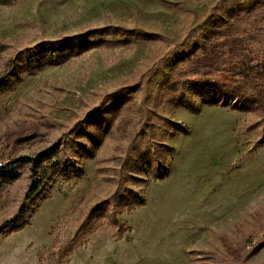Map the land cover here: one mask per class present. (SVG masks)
I'll use <instances>...</instances> for the list:
<instances>
[{
	"label": "rangeland",
	"instance_id": "obj_1",
	"mask_svg": "<svg viewBox=\"0 0 264 264\" xmlns=\"http://www.w3.org/2000/svg\"><path fill=\"white\" fill-rule=\"evenodd\" d=\"M215 1L17 0L13 7H0V39L17 46L108 23L168 38L164 43L132 40L130 49L92 50L60 65L23 74L21 83L0 102V141L7 146L15 144L14 153L30 154L58 135L63 125L74 122L76 115L103 100V94L119 88L120 82L138 80L139 75H134L143 69L151 78L142 105L139 91L131 94L136 108L143 107L146 116L157 111L187 128V134L171 136L164 122L153 118L157 124L155 140L170 145L172 152L167 157L165 176L138 186L143 190L144 205L118 214L120 223L130 228L126 233L129 241L125 237L115 240L101 221L62 264H191L189 250L210 251L216 257L203 259L196 252L195 258L203 260L201 264H264V137L259 140L254 132L245 130L255 116L229 111L224 105L202 106L198 113L154 107L159 81L180 59L174 56L156 67L167 46L180 40L198 20L209 31L239 5L250 6L258 0L231 3L205 17L204 11ZM259 46L263 44H252V49ZM154 70L157 72L153 75ZM183 78L235 85L243 82L222 70L197 76L193 67L187 68ZM28 122L23 128L41 135L28 142H14L13 129ZM118 128L117 137L104 141L95 152L124 154L128 128L123 122ZM146 145L144 141L141 150ZM71 161L77 164L79 176L54 177L32 206L28 224L6 237L0 235V264H50L39 261L37 253L49 248L56 236L60 245L72 238L82 211L98 197L109 194L111 187L101 181L93 158L78 161L72 157ZM88 188L92 191L72 213ZM9 210L0 196V218ZM221 234L238 249L237 259L224 255L217 240ZM256 245L257 250L252 252Z\"/></svg>",
	"mask_w": 264,
	"mask_h": 264
},
{
	"label": "trees",
	"instance_id": "obj_2",
	"mask_svg": "<svg viewBox=\"0 0 264 264\" xmlns=\"http://www.w3.org/2000/svg\"><path fill=\"white\" fill-rule=\"evenodd\" d=\"M240 1L216 0L206 8L204 16L217 14L222 6ZM16 2L0 0V7H13ZM132 40L168 42L162 34L128 28L119 23L88 27L78 33L60 35L30 46H17L13 41L0 39V102L21 83L23 74L31 75L42 67L60 65L92 50L130 49ZM257 43L263 46L253 50L252 44ZM174 56H180L179 63L159 81L155 108L167 106L198 113L202 106L224 105L229 111L254 115L255 119L246 124L245 130L254 132L259 140L264 137V0L246 7L239 5L233 14L209 31L198 20L183 32L180 40L167 46L156 67L160 68ZM188 67H193L197 76L222 70L240 77L243 82L235 85L212 79H184ZM156 72L154 70L153 75ZM136 75H139L138 80L120 82L119 88L103 94V100L82 115H76L74 122L63 125L58 135L30 154L14 153L15 144L7 146L0 141V196L10 208L0 218L2 237L28 224L32 206L54 177L79 176L77 164L71 161L72 157H77L78 161L93 158L97 174L103 183L111 187V191L82 211L72 238L60 245L59 236H56L49 248L37 253L38 260L62 264L75 248L86 242L101 221L110 229L115 240L125 237L129 241L126 233L130 232V228L120 223L118 214L144 205L143 190H139L138 186H147L150 181L163 178L168 169L167 157L172 152L170 145L155 140L157 124L153 118L163 121L171 130V136L187 134L183 124L161 117L157 111L146 116L143 107L136 108L131 94L139 91L142 105L151 78L148 70L141 69L134 77ZM195 98L200 100L199 103ZM228 100L229 103L226 102ZM122 122L128 128L124 154L106 156L95 152L104 141L111 142L113 137H117L118 126ZM28 124L20 123L18 129H13L11 135L15 137L14 142H28L41 135V132L23 128ZM144 141L147 145L141 150ZM91 191L88 188L84 192L72 213ZM217 240L226 257H239L238 249L225 235H219ZM257 248L258 245L252 247V252ZM196 252L201 258H216L210 251L189 250L187 256L191 264L203 261L195 258Z\"/></svg>",
	"mask_w": 264,
	"mask_h": 264
}]
</instances>
